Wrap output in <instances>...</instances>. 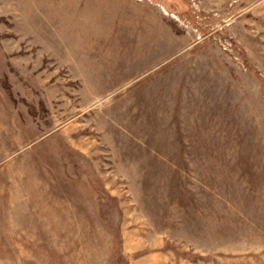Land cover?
Wrapping results in <instances>:
<instances>
[{
    "label": "rangeland",
    "instance_id": "obj_1",
    "mask_svg": "<svg viewBox=\"0 0 264 264\" xmlns=\"http://www.w3.org/2000/svg\"><path fill=\"white\" fill-rule=\"evenodd\" d=\"M0 264H264V0H0Z\"/></svg>",
    "mask_w": 264,
    "mask_h": 264
}]
</instances>
